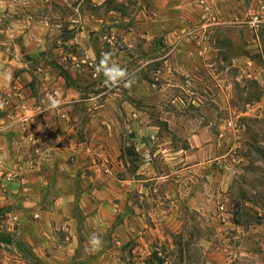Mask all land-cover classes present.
I'll use <instances>...</instances> for the list:
<instances>
[{
  "label": "rangeland",
  "instance_id": "1",
  "mask_svg": "<svg viewBox=\"0 0 264 264\" xmlns=\"http://www.w3.org/2000/svg\"><path fill=\"white\" fill-rule=\"evenodd\" d=\"M0 264H264V0H0Z\"/></svg>",
  "mask_w": 264,
  "mask_h": 264
},
{
  "label": "clouds",
  "instance_id": "2",
  "mask_svg": "<svg viewBox=\"0 0 264 264\" xmlns=\"http://www.w3.org/2000/svg\"><path fill=\"white\" fill-rule=\"evenodd\" d=\"M111 53H106L105 57L101 60V70L105 76L104 84L107 87H115L121 83H125V86L130 85V81L127 79V71L121 68L117 63L110 62L109 57ZM9 78L10 75H9ZM58 106V101L50 100L47 107L49 109H55ZM90 243L93 245H99L101 243L100 238L93 234L90 238Z\"/></svg>",
  "mask_w": 264,
  "mask_h": 264
},
{
  "label": "crops",
  "instance_id": "3",
  "mask_svg": "<svg viewBox=\"0 0 264 264\" xmlns=\"http://www.w3.org/2000/svg\"><path fill=\"white\" fill-rule=\"evenodd\" d=\"M24 119H26V118L24 117ZM29 138H31V136H30ZM31 139H32V138H31ZM26 149H28V145L26 146ZM36 198H37V197H36ZM34 200H35L34 202H36L37 199L34 198ZM67 221H68V220H67ZM68 222H69L70 230H71V234H72V230L75 228V227H74L75 223H73V222H74V219L70 218ZM73 234H74V233H73Z\"/></svg>",
  "mask_w": 264,
  "mask_h": 264
},
{
  "label": "built area",
  "instance_id": "4",
  "mask_svg": "<svg viewBox=\"0 0 264 264\" xmlns=\"http://www.w3.org/2000/svg\"><path fill=\"white\" fill-rule=\"evenodd\" d=\"M7 178H10V175H8V177Z\"/></svg>",
  "mask_w": 264,
  "mask_h": 264
}]
</instances>
